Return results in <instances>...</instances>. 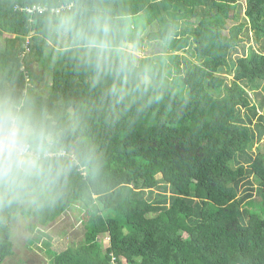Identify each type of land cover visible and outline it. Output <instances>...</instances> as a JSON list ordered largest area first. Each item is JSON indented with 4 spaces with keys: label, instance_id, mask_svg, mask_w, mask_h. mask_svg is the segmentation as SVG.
Listing matches in <instances>:
<instances>
[{
    "label": "trees",
    "instance_id": "16d2710c",
    "mask_svg": "<svg viewBox=\"0 0 264 264\" xmlns=\"http://www.w3.org/2000/svg\"><path fill=\"white\" fill-rule=\"evenodd\" d=\"M42 2L0 0V75L79 115L94 171L0 223V263L18 219L41 231L79 203L83 238L46 242L51 264H264V0H112L171 34L148 90L119 101L46 41Z\"/></svg>",
    "mask_w": 264,
    "mask_h": 264
},
{
    "label": "clouds",
    "instance_id": "9594fccd",
    "mask_svg": "<svg viewBox=\"0 0 264 264\" xmlns=\"http://www.w3.org/2000/svg\"><path fill=\"white\" fill-rule=\"evenodd\" d=\"M40 17L46 41L71 53L106 95L119 101L151 86L157 57L146 21L112 0H43ZM95 156L82 137L80 117L46 93L0 75V223L28 210L54 206L75 174L91 178Z\"/></svg>",
    "mask_w": 264,
    "mask_h": 264
},
{
    "label": "rangeland",
    "instance_id": "374dc122",
    "mask_svg": "<svg viewBox=\"0 0 264 264\" xmlns=\"http://www.w3.org/2000/svg\"><path fill=\"white\" fill-rule=\"evenodd\" d=\"M148 54L166 55L167 52L158 45H153L148 49ZM36 72L40 76V80L37 79L39 84L51 82L49 75H45L42 69ZM79 205H74L69 212L48 227L41 228V231L30 229L32 220L18 219L12 226L13 255L0 264H51L48 248L61 250L63 247L78 244L83 238L85 224L90 216L88 209L81 210ZM108 239L107 234L101 235L103 248L106 247ZM49 241L51 245L47 248L45 243Z\"/></svg>",
    "mask_w": 264,
    "mask_h": 264
},
{
    "label": "built area",
    "instance_id": "2783aa9c",
    "mask_svg": "<svg viewBox=\"0 0 264 264\" xmlns=\"http://www.w3.org/2000/svg\"><path fill=\"white\" fill-rule=\"evenodd\" d=\"M38 10L40 11V9L38 8Z\"/></svg>",
    "mask_w": 264,
    "mask_h": 264
}]
</instances>
